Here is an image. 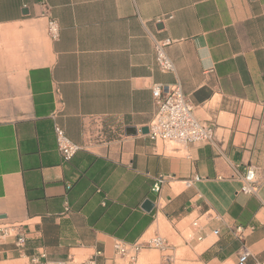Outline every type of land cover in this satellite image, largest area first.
<instances>
[{
  "label": "crops",
  "instance_id": "crops-1",
  "mask_svg": "<svg viewBox=\"0 0 264 264\" xmlns=\"http://www.w3.org/2000/svg\"><path fill=\"white\" fill-rule=\"evenodd\" d=\"M165 38L169 73L154 59ZM174 83L212 141L140 131L151 87ZM55 125L82 147L69 160ZM248 165L253 194L239 190ZM0 216L25 237L0 246V264H119L116 243L174 264H236L242 247L264 261V0H0Z\"/></svg>",
  "mask_w": 264,
  "mask_h": 264
},
{
  "label": "built area",
  "instance_id": "built-area-1",
  "mask_svg": "<svg viewBox=\"0 0 264 264\" xmlns=\"http://www.w3.org/2000/svg\"><path fill=\"white\" fill-rule=\"evenodd\" d=\"M47 33L52 39L59 35V28L56 19L49 18L47 21ZM171 39H153L155 65L163 73L173 71V64L166 55L165 47L171 44ZM151 94L155 105V111L148 125L147 135L155 142L188 144L194 142H210L213 140V127L211 124L199 120L193 112L191 103L182 92L181 86L177 83L161 85L154 84L151 87ZM57 148L65 160L71 157L82 147L73 142L64 132L61 126L54 127ZM197 179V178H195ZM166 177L157 176L154 178L151 190L159 192L161 185ZM191 180H187L190 184ZM258 180L256 168L252 165L245 167L241 174L240 192L244 194H253L257 190ZM192 225L200 227L197 221ZM14 238L15 246L22 249L25 243V237L16 223H0V246L8 239ZM161 237H153L149 240V246L159 247L162 245ZM137 247H129L122 243H116L115 249L121 256H126L129 251L137 252ZM250 252L247 247H242L236 264H249L248 257ZM131 257L134 258V255ZM30 264H96L94 256L87 257L80 261L73 258L69 260L49 261L45 258L43 252L29 256ZM152 264H174L170 257H165ZM254 264H264V261H256Z\"/></svg>",
  "mask_w": 264,
  "mask_h": 264
},
{
  "label": "rangeland",
  "instance_id": "rangeland-1",
  "mask_svg": "<svg viewBox=\"0 0 264 264\" xmlns=\"http://www.w3.org/2000/svg\"><path fill=\"white\" fill-rule=\"evenodd\" d=\"M134 255V258L131 257ZM124 260L119 261V264H152L160 260V253L157 250L148 252L147 255H137V252L129 251V253L124 256Z\"/></svg>",
  "mask_w": 264,
  "mask_h": 264
},
{
  "label": "water",
  "instance_id": "water-1",
  "mask_svg": "<svg viewBox=\"0 0 264 264\" xmlns=\"http://www.w3.org/2000/svg\"><path fill=\"white\" fill-rule=\"evenodd\" d=\"M141 132H147L148 131V128H144V129H140ZM126 134H131V133H135V130H132L131 129H126L125 130ZM142 207L146 210H151V208L153 207V203L149 200V199H146L143 201L142 203ZM1 217V216H0Z\"/></svg>",
  "mask_w": 264,
  "mask_h": 264
}]
</instances>
